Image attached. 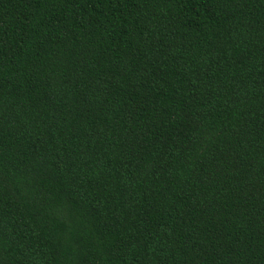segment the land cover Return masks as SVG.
I'll return each mask as SVG.
<instances>
[{
	"label": "trees",
	"instance_id": "obj_1",
	"mask_svg": "<svg viewBox=\"0 0 264 264\" xmlns=\"http://www.w3.org/2000/svg\"><path fill=\"white\" fill-rule=\"evenodd\" d=\"M0 264H264V0H0Z\"/></svg>",
	"mask_w": 264,
	"mask_h": 264
}]
</instances>
